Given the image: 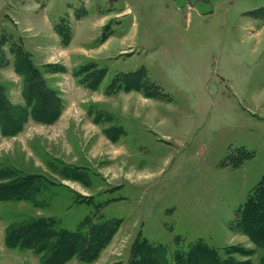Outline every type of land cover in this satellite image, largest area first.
<instances>
[{
	"label": "rangeland",
	"instance_id": "obj_1",
	"mask_svg": "<svg viewBox=\"0 0 264 264\" xmlns=\"http://www.w3.org/2000/svg\"><path fill=\"white\" fill-rule=\"evenodd\" d=\"M36 1L0 0V95L26 109L14 53L26 49L62 111L0 131V183L8 168L41 178L33 200L0 201V264H43L5 241L39 217L58 233L119 222L96 259L64 264H129L139 235L168 264L198 243L264 264V242L237 225L264 179V0ZM62 18L68 43L49 24ZM88 61L107 70L97 89L76 73ZM129 72L143 91L106 92Z\"/></svg>",
	"mask_w": 264,
	"mask_h": 264
},
{
	"label": "trees",
	"instance_id": "obj_2",
	"mask_svg": "<svg viewBox=\"0 0 264 264\" xmlns=\"http://www.w3.org/2000/svg\"><path fill=\"white\" fill-rule=\"evenodd\" d=\"M64 20L65 18H62L59 22H55L54 26L61 39L68 43L71 39V30L69 33L68 29H65V26L62 25ZM20 49H17L19 52L14 50V53L18 55L15 70L22 75V93L26 99V109L11 106L7 99L0 95V131L3 135H13L19 132L29 116L36 121L51 122L58 119L62 111L55 88L48 86L43 72L31 61L30 54L27 53L26 49L25 54L22 51L23 49ZM21 56L24 58L20 59ZM56 66L57 64H52L51 67ZM59 69L64 68L61 66ZM81 69L80 74L76 72L79 81L85 83L91 89L98 88L107 71L105 67L99 66L95 61H88ZM119 75L114 78L115 83H119L118 86L108 87L107 93L119 92L120 90L129 91L137 89V87L138 90L143 91L139 89V87L142 88L143 82L137 72L124 73L123 76ZM144 89L146 90V88ZM10 110H12L11 114L9 113ZM111 127L115 126L108 128ZM6 170L2 176L7 177L8 181L0 183V201L33 200L32 195H34V191L38 190L35 182L41 179L40 175L37 173L24 175L19 173L18 170H11V168ZM237 218V225L240 230L247 234L257 245L263 244L264 179L255 186L241 210L237 212ZM118 223L116 220L98 224L85 221L84 226L77 230L60 228L58 233L53 218L39 217L18 226H13L6 233L5 241L12 248L19 247L33 250L40 255L43 264H64L72 258L91 262L96 259L105 244L111 239ZM143 238L141 235L137 236L133 244V254L129 264H168L169 260L161 254V247H154V244H148ZM216 259H218L217 255L199 243L193 245L188 253H177L174 256L175 264H225V262Z\"/></svg>",
	"mask_w": 264,
	"mask_h": 264
},
{
	"label": "crops",
	"instance_id": "obj_3",
	"mask_svg": "<svg viewBox=\"0 0 264 264\" xmlns=\"http://www.w3.org/2000/svg\"><path fill=\"white\" fill-rule=\"evenodd\" d=\"M40 3V0H37L36 2H35V7H36V5H38ZM43 5V4H42ZM50 26H51V28L54 26V21L53 20H51L50 19Z\"/></svg>",
	"mask_w": 264,
	"mask_h": 264
}]
</instances>
